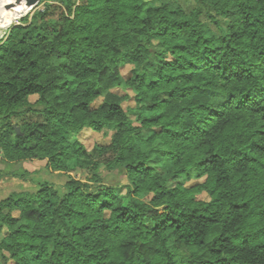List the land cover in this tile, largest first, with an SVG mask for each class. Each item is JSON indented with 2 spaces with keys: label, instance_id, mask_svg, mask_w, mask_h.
Instances as JSON below:
<instances>
[{
  "label": "trees",
  "instance_id": "obj_1",
  "mask_svg": "<svg viewBox=\"0 0 264 264\" xmlns=\"http://www.w3.org/2000/svg\"><path fill=\"white\" fill-rule=\"evenodd\" d=\"M55 1L0 45V149L67 179L0 200V264H264V0Z\"/></svg>",
  "mask_w": 264,
  "mask_h": 264
},
{
  "label": "rangeland",
  "instance_id": "obj_2",
  "mask_svg": "<svg viewBox=\"0 0 264 264\" xmlns=\"http://www.w3.org/2000/svg\"><path fill=\"white\" fill-rule=\"evenodd\" d=\"M176 2L180 3L186 10H191L196 7V1L195 0H175ZM153 5H159V1L152 0ZM49 4H58L55 0H40L34 8L25 13L21 16H18V18L9 26L1 27L0 28V45L4 43L9 36V33L12 28H14L17 25H25L26 21L29 23L33 16L36 13L43 12L46 10L47 5ZM203 20L206 22H210L206 15H203ZM131 67L128 66L122 70V73L126 76H129V71ZM114 92L125 95V94H133V90L129 88H116L113 90ZM38 99L37 95L31 96L30 100L32 102H35ZM129 105H133L132 101H126L124 103V107H127ZM35 120V117H28L27 122H32ZM15 122H19L21 124V121L15 120ZM19 128V127H18ZM115 130L112 129H105L101 132H95L90 129H85L81 132L79 135L80 141L83 143V145L87 148L88 151H92L93 148L96 145H107L111 142L112 135L114 134ZM46 163L47 160L45 159H37V160H25V161H17V162H9L7 161L3 153L0 149V200L9 195L13 191H21L25 189H33L36 187L34 180L36 179H43V178H49L55 182V185L59 187L63 191V186L66 181V175L53 173L49 174L46 169ZM25 172H28L30 175L26 178H23V174ZM104 172V171H103ZM73 178L81 179L83 178V174L80 170H76L72 173H69ZM203 178H192L190 180H187L185 177L180 179L179 181L184 183L186 186H191L196 183L202 182ZM125 181L119 182L117 185H119L120 188H118L117 193L121 196H126L127 189L125 188ZM175 184V181H170L169 186ZM150 195L146 194L144 196V200H149ZM198 198L204 199L206 198L205 194L198 195ZM6 235V232L0 235V242L2 238Z\"/></svg>",
  "mask_w": 264,
  "mask_h": 264
},
{
  "label": "bare ground",
  "instance_id": "obj_3",
  "mask_svg": "<svg viewBox=\"0 0 264 264\" xmlns=\"http://www.w3.org/2000/svg\"><path fill=\"white\" fill-rule=\"evenodd\" d=\"M15 1L16 0L0 1V28H5L6 26L11 25L18 18V16H21L34 8V6L31 8L25 6V2L23 1L22 4L14 5L12 8L7 9V5H13L15 4Z\"/></svg>",
  "mask_w": 264,
  "mask_h": 264
},
{
  "label": "water",
  "instance_id": "obj_4",
  "mask_svg": "<svg viewBox=\"0 0 264 264\" xmlns=\"http://www.w3.org/2000/svg\"><path fill=\"white\" fill-rule=\"evenodd\" d=\"M2 1V0H0ZM23 1L25 2V6L31 8L33 6H35L40 0H16L15 1V4L11 5H7V9H10L12 8L14 5H19V4H22ZM17 131L20 132V129L17 127Z\"/></svg>",
  "mask_w": 264,
  "mask_h": 264
}]
</instances>
